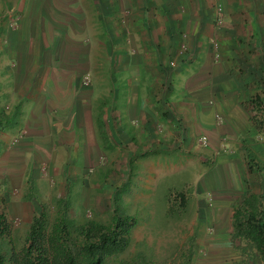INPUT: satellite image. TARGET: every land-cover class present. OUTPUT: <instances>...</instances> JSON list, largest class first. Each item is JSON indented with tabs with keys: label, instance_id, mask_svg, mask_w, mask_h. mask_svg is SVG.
Here are the masks:
<instances>
[{
	"label": "crops",
	"instance_id": "obj_1",
	"mask_svg": "<svg viewBox=\"0 0 264 264\" xmlns=\"http://www.w3.org/2000/svg\"><path fill=\"white\" fill-rule=\"evenodd\" d=\"M85 1L91 6L89 12L81 6ZM186 1L34 0L33 9H25L23 1L13 13L20 20L15 29L7 27L10 13L0 9V42L4 44V50L0 48V97L15 99L19 109L22 105L23 133L39 140L33 142L43 153L42 160H49L44 148L54 147L52 140L57 138L62 149L71 137L66 160L78 152L82 163L72 166L80 168L74 169L79 174L95 165L103 169L99 160H105L103 150L111 148L112 159H106L110 166L104 167L103 176L118 162L127 161L129 171H123L143 183L147 192L159 176L181 172V153H191L192 138L204 136L208 153L215 150L216 134L212 140L205 134L222 122L216 117L228 116L218 132L233 136L228 125L236 133L231 137L235 143V137L244 132L252 137L253 129L239 122V111L232 109L233 116L229 108L219 107L217 84L223 83L224 76L220 74L217 81V73L225 70L207 51H203L198 80L192 77L181 86L185 64L202 51L195 43L199 35L189 34L187 42L181 32L186 21L181 19V9L175 10ZM184 14L191 17L187 11ZM88 33L93 35V48L105 51L97 62L88 58L93 49L85 45ZM84 77L90 82L86 87L82 86ZM95 82L103 84L94 88ZM233 84L228 88H235ZM247 137L238 144H248ZM218 158L219 178L221 167L236 173L233 156ZM198 160L202 163L201 157ZM220 185L222 179L218 186L206 180L204 187L217 199L220 191H228L219 189Z\"/></svg>",
	"mask_w": 264,
	"mask_h": 264
},
{
	"label": "rangeland",
	"instance_id": "obj_2",
	"mask_svg": "<svg viewBox=\"0 0 264 264\" xmlns=\"http://www.w3.org/2000/svg\"><path fill=\"white\" fill-rule=\"evenodd\" d=\"M23 1L25 9L34 8V0H0V9L10 13L9 29L17 26L19 17L13 13L20 9ZM81 6L85 12H89L91 7L86 1ZM180 9L181 19L186 21L184 25L183 22L181 24L184 40L190 42L189 34H197L200 37L195 43L202 48L199 57L187 62L186 69L181 71V86L192 77L198 80L203 51H207L213 61L225 70L217 73V81L221 79L220 74L224 76L223 83L217 84L220 88L217 91L219 107L229 108L233 116L232 109L239 111V122L253 129L252 137H247L244 132L235 137V143L231 137L236 133L228 125L226 129L234 133L233 136L218 132V128L228 120V116L220 113L222 122L205 134L210 140L216 134L215 150L208 153L205 147L197 143L198 138H192L191 153H181V172L167 177L159 176L153 187L145 192L144 184L137 183L128 175L127 161L113 162L116 165L111 173L103 176L104 167L110 163L107 160L112 159L111 148L103 150L107 160H99L104 165L103 169L95 165L79 174L74 171L80 168L73 167L82 163L78 152L69 157L70 161L66 160L68 148L74 140L71 137L62 149L57 138L52 140L54 147L49 145L47 149L44 148L49 160H42L43 153L33 142L39 140L29 139L23 133L26 115L22 105L19 109L15 99L0 97V213L5 216L19 241L30 221L40 213L49 223L58 217H64L68 222L96 220L104 224L115 216L132 217L135 226L130 232L129 245L121 255L112 259L111 264H123L135 255L144 257L150 264L241 263L243 255L236 250L239 245L231 238V210L243 191L264 192L262 176L249 171L247 167L245 150L249 147L252 154L264 161V149L260 146L264 123L254 114L250 103L254 96L262 97L264 93V0H187L175 11L179 13ZM184 11L191 13V17H185ZM92 38L93 35L88 33L85 45L90 48L94 47ZM0 48L4 50L2 42ZM104 52V48L91 49L89 61L101 60ZM230 83L235 88L229 89ZM102 84L95 82L92 86ZM221 130L223 132V128ZM154 131L155 134L159 133L157 127ZM240 137L249 138V143L240 146ZM40 146L43 147L42 144ZM232 156L236 159V173L233 168L221 167L222 176L219 178V170L215 168L221 162L218 157ZM159 164L164 165L162 161ZM123 168L128 171H123ZM115 173L120 176L113 177ZM204 176L217 186L219 179H222L223 185L219 189H226L227 193L220 191L216 199L214 192L205 189ZM166 193H169V202H166ZM180 193L185 197V204L181 207L178 206L180 201L177 195ZM174 195L177 197L175 200L172 199ZM169 206L170 213L166 209ZM248 264L261 263L254 260Z\"/></svg>",
	"mask_w": 264,
	"mask_h": 264
},
{
	"label": "trees",
	"instance_id": "obj_3",
	"mask_svg": "<svg viewBox=\"0 0 264 264\" xmlns=\"http://www.w3.org/2000/svg\"><path fill=\"white\" fill-rule=\"evenodd\" d=\"M250 103L254 114L264 123V93L262 97L254 96ZM260 146L264 149V135ZM245 150L249 171L260 174L264 180V161L252 154L249 147ZM177 195L178 206H184V195ZM176 198L175 195L172 197L173 200ZM166 209L171 212L170 206ZM230 219L231 238L238 243L236 250L243 255L238 264L254 260L264 264V192L243 191L233 204ZM134 226L132 217L119 216L105 224L96 220L68 222L64 217L49 223L40 213L30 221L19 241L0 213V264H111L112 259L128 247ZM123 264L150 263L135 255Z\"/></svg>",
	"mask_w": 264,
	"mask_h": 264
},
{
	"label": "built area",
	"instance_id": "obj_4",
	"mask_svg": "<svg viewBox=\"0 0 264 264\" xmlns=\"http://www.w3.org/2000/svg\"><path fill=\"white\" fill-rule=\"evenodd\" d=\"M213 45V44H212ZM182 49L184 48V47H181ZM88 83H89V80H88V78L87 77H84L83 78V80H82V86H84V87H86L87 85H88ZM216 119L219 121L220 120V118L219 117H216ZM206 138L204 137V136H200V137H198V139H197V143L200 145V146H202V147H205L206 146ZM223 148V147H222Z\"/></svg>",
	"mask_w": 264,
	"mask_h": 264
}]
</instances>
